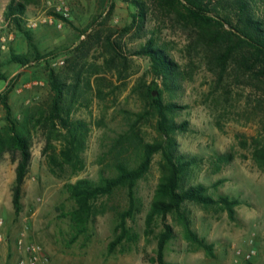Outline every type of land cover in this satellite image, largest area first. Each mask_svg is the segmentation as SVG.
Wrapping results in <instances>:
<instances>
[{
  "label": "rangeland",
  "instance_id": "1",
  "mask_svg": "<svg viewBox=\"0 0 264 264\" xmlns=\"http://www.w3.org/2000/svg\"><path fill=\"white\" fill-rule=\"evenodd\" d=\"M16 1L26 5L20 26L5 20L11 0H0V95L9 90L17 124L30 122L32 158L22 209L16 214L13 187L19 155L5 149L0 156V264H18L22 234L42 246L48 264H157L162 224L156 220L147 229L146 217L161 177L160 154L138 182L141 205L127 220L136 238L113 252L109 246L117 236L119 215L128 207L127 190L121 187L101 197L87 230L77 235L70 219L75 203L66 189L81 179L97 184L114 177L119 162L135 166L140 145L159 139L156 116L143 90L152 81L164 102L179 106L170 118L186 126L175 134L179 154L194 160L183 186L203 184L215 199L228 196L240 202L233 219L219 205H185L191 230L214 246L213 255L199 249L180 219L169 215L174 236L165 260L264 264V171L254 158L255 149L264 148V77L243 38L230 33L227 24L193 20L174 0ZM251 1L264 20V0ZM233 4L213 0L209 15L217 20L227 16L235 25ZM58 7L67 8L68 17ZM31 22L37 27L31 28ZM150 39L163 48L179 74L167 86L155 79L149 58L136 53ZM53 75L63 82L66 114L88 128L75 167L60 157L66 130L58 121L51 126L43 121L54 97ZM10 128L0 102V140L8 142ZM220 154H231L233 160L217 167ZM251 247L257 254L250 261L236 253Z\"/></svg>",
  "mask_w": 264,
  "mask_h": 264
},
{
  "label": "trees",
  "instance_id": "2",
  "mask_svg": "<svg viewBox=\"0 0 264 264\" xmlns=\"http://www.w3.org/2000/svg\"><path fill=\"white\" fill-rule=\"evenodd\" d=\"M174 1H177L188 16L197 22L202 24L214 23L220 27L227 24L232 31L230 33L234 32L236 35L242 37V40L253 49L255 61L260 63L262 68L261 73L264 77V20L257 17L254 8H252L251 0H234V8L232 9L237 17L235 25L232 24L230 18L227 16L221 20H217L209 15L213 0ZM25 10V4L11 0L4 13L5 20H10L17 26H20ZM140 16L143 22L145 17L144 9L141 11ZM136 53L149 58L155 79H163V83L166 86L168 80L176 81L179 74L175 70L174 63L164 53L163 48L156 44L154 39H150ZM51 85L54 97L50 113L47 117H44L43 121L50 126L58 121L63 129L66 130L67 144L60 151V157H62V163L71 164L75 167L79 161L78 153L84 147L88 128L82 121L74 122L66 114L63 82L53 75ZM143 90L150 108L156 116V130L159 139L153 143H142L140 145V158L135 166H130L124 162L117 163V173L114 177L102 178L97 184L88 179H81L75 183L67 184V192L75 203V208L70 213L73 227L77 231V235L84 233L96 215L95 203L101 197L110 196L115 190L123 187L127 190L128 207L119 215V222L115 228L117 236L111 242L109 250L113 252L117 246L123 244L125 241L135 239L136 236L131 233V230L127 226V220L134 218L141 205L137 197V185L149 172L155 155L160 154L162 159L160 163L161 177L146 217L147 229H151L152 224L156 220H160L162 224V232L159 234L157 241L155 263L171 264L165 260L166 247L174 236V229L168 223L169 215H176L180 219L188 238L195 242L199 249L204 250L207 255H213L214 246L208 244L205 239L199 238L191 230L185 205L188 203L203 207L219 205L233 219L236 207L240 202L228 196H219L215 199L208 194V188L203 184L191 185L186 188L183 186V180L188 174L194 160L187 159L185 156L179 154L175 134L186 131V126L185 124H177L170 118V115L175 113L179 106L164 102L162 91L158 88V84L155 81L145 84ZM8 92L9 90L0 95V102L4 107L6 119L11 127L8 142L0 140V156L5 149L19 155L13 187V206L15 213L19 214L22 209L23 185L32 158L29 143L30 122L25 121L23 124L15 122L8 103ZM254 158L260 169L264 171V148L257 147L254 152ZM215 159L217 167H220L222 164L230 163L233 160V156L231 154H220Z\"/></svg>",
  "mask_w": 264,
  "mask_h": 264
},
{
  "label": "built area",
  "instance_id": "3",
  "mask_svg": "<svg viewBox=\"0 0 264 264\" xmlns=\"http://www.w3.org/2000/svg\"><path fill=\"white\" fill-rule=\"evenodd\" d=\"M57 12L61 13L64 17H68L69 15L67 8L58 7ZM49 23H53L52 18H49ZM29 26L31 28H35L37 27V24L35 22H31ZM58 27L61 28L62 24H59ZM2 225L3 221L0 220V241L2 239ZM250 243H252V240ZM17 248L21 254L18 264H48V259L43 254L42 246L37 242L28 240L26 234H22V236L17 241ZM236 253L238 256H242L246 261H250L257 254V250L254 247H251L246 252L238 250Z\"/></svg>",
  "mask_w": 264,
  "mask_h": 264
}]
</instances>
